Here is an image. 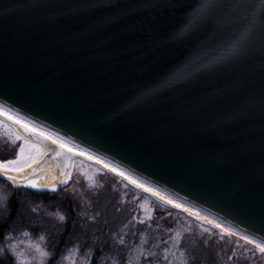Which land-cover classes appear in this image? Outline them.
Listing matches in <instances>:
<instances>
[{
    "label": "water",
    "instance_id": "95a60500",
    "mask_svg": "<svg viewBox=\"0 0 264 264\" xmlns=\"http://www.w3.org/2000/svg\"><path fill=\"white\" fill-rule=\"evenodd\" d=\"M0 106L264 243V0H0Z\"/></svg>",
    "mask_w": 264,
    "mask_h": 264
},
{
    "label": "rangeland",
    "instance_id": "374dc122",
    "mask_svg": "<svg viewBox=\"0 0 264 264\" xmlns=\"http://www.w3.org/2000/svg\"><path fill=\"white\" fill-rule=\"evenodd\" d=\"M24 144V137L0 118V161L16 159ZM68 173L69 177L60 176L54 164L42 178L55 182L56 191L51 187L35 190L56 193L63 201L75 198L77 218L69 220L59 206L49 210L38 205L34 210L44 216L40 221L46 226L38 231L25 227L28 225L18 227L22 222L14 223L0 245L1 264H49L55 251L58 257L53 264H210L211 254V259L217 258L216 264H264V253L243 239L245 236L196 210L188 209L189 214L172 210L107 169L80 158L74 160ZM66 178V184L59 182ZM19 188L25 187L0 179V215L6 214L12 194ZM103 191L113 192L117 198ZM27 211L29 205L22 214L27 215ZM60 216L65 220L60 221ZM52 218L62 224L60 235L52 242L54 248L45 236L58 230L56 223L49 224ZM68 223L69 229L63 226ZM210 223L219 224L221 229L210 227Z\"/></svg>",
    "mask_w": 264,
    "mask_h": 264
},
{
    "label": "snow or ice",
    "instance_id": "6c2138e0",
    "mask_svg": "<svg viewBox=\"0 0 264 264\" xmlns=\"http://www.w3.org/2000/svg\"><path fill=\"white\" fill-rule=\"evenodd\" d=\"M198 15H193V21L198 19ZM191 26V22L185 26V31H188ZM187 77V73L183 70H180L173 77L175 82H179ZM3 114V113H0ZM9 120H12L13 117L8 116ZM15 123L19 124L21 128L24 129L28 133V136L24 137L25 144L20 147L17 158L14 160H6L0 161V175H4L8 178V180L12 181L17 186L31 188V189H40L44 187H51L53 192L56 191V183L45 178L43 176V170L41 173H37L35 166L38 164V158L43 153L48 151L47 143H41L40 140L35 142H30L33 136L42 138L44 142H50L51 144L57 145L60 153L64 151L73 152V149L69 148L66 143H64L61 139L53 137L52 135L46 134L43 131H38L34 127H30L27 123H24L20 120H15ZM20 138L19 136L17 137ZM59 154V153H58ZM80 155H84V153H79ZM90 159L92 157H89ZM107 167V165H106ZM112 171H116V169H112ZM120 175H124L122 172ZM65 177H69V173H64ZM127 178V177H126ZM60 183L66 184L68 179H64L59 181ZM132 183L137 184V187L145 188L144 185L138 184L136 181H132ZM145 191H151V189L145 188ZM163 198V197H161ZM169 203H174L173 201H168ZM175 207H181L179 204H174ZM185 211H189L188 209H184ZM199 217V214L196 213ZM200 219H206L204 217H199ZM60 221H64L65 217L60 216ZM210 222V221H209ZM217 227H220L217 225ZM224 231H228L225 229ZM28 235V233H25ZM43 239V237L41 238ZM249 244H254L255 247L261 252L264 253V243L257 242L252 240L251 238L245 236L243 237ZM122 242V241H121ZM11 251V249H9ZM0 254H3L0 252ZM42 255H47V253H42Z\"/></svg>",
    "mask_w": 264,
    "mask_h": 264
},
{
    "label": "trees",
    "instance_id": "16d2710c",
    "mask_svg": "<svg viewBox=\"0 0 264 264\" xmlns=\"http://www.w3.org/2000/svg\"><path fill=\"white\" fill-rule=\"evenodd\" d=\"M107 172L111 175H113L115 178H118L120 180H122L123 182H125L120 176H117L113 173H110V171L107 170ZM106 192V194H113L114 197L116 196V194H114L113 192L110 191H103V193ZM100 193V192H99ZM12 200H11V205L8 208V211L4 212L6 214H1L0 215V245L2 244V242L4 241L7 232L9 231V229L11 228V226H13L14 223L16 222H22L21 224H18V227L21 225H28L25 227H33L35 229H37L38 231H42V228L46 226V222L42 223L40 221V218H42V220L44 221V216L40 217L38 215V212L35 211V207H37L38 205H42L43 207H48L47 209L49 210H54V208H56V206H59L60 209L65 211L66 216L69 218V220H75L78 216L77 212H76V199L72 198L69 199L67 201H63L62 199H58V194H52L50 191H37L35 189H28V188H19L16 190L15 193L12 194ZM117 198V197H115ZM97 201V200H96ZM64 202V203H62ZM78 202V201H77ZM29 205L30 206V211H27V215H23L22 211L24 210V207ZM165 205V204H164ZM63 206V207H62ZM167 206V205H166ZM65 207V208H64ZM168 208H170L169 206H167ZM73 218V219H72ZM51 220L49 222V224L53 223L57 226V231L55 233L49 231V232H45L46 233V237L49 240V244L51 246V248H54L52 242H54L56 240V238L60 235L61 233V226L62 224L57 223V220L54 218L49 219ZM39 225V226H37ZM63 226H67L68 229L70 228V224L68 223L67 225H63ZM213 231H216L215 229H213ZM67 232V231H66ZM218 232V231H217ZM64 235H66V233H64ZM67 237V236H66ZM67 240V239H66ZM65 242V241H64ZM212 254L210 255V260L209 262H211L210 264H216V259L215 257H212ZM58 257L56 251L54 254V258L50 261L49 264H53L55 258ZM1 260H0V264H1ZM193 264H197V262H194Z\"/></svg>",
    "mask_w": 264,
    "mask_h": 264
}]
</instances>
